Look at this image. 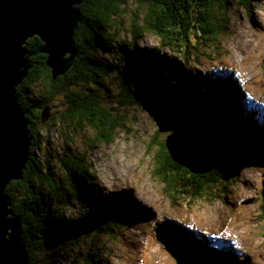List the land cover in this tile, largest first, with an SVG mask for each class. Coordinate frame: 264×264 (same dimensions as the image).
Here are the masks:
<instances>
[{
    "label": "rangeland",
    "instance_id": "374dc122",
    "mask_svg": "<svg viewBox=\"0 0 264 264\" xmlns=\"http://www.w3.org/2000/svg\"><path fill=\"white\" fill-rule=\"evenodd\" d=\"M143 1L128 0L121 6L118 28L122 33L109 50L102 52L104 62L118 64L120 70L109 76L106 88H90L106 101L109 114L123 119V124L110 142L98 141L97 131L86 127L77 130L71 120L63 123L61 115L70 106L60 97L49 106L55 120L42 131L43 141L48 142L40 155L46 156L53 172L63 178L67 177L61 166L63 159H84L97 178L94 189L84 188L79 179L74 181L80 195L74 192L73 183L64 188L60 207L67 217L81 218L103 203H118L123 211L144 212L149 223L140 231L126 229L117 230L112 237L92 236L61 255L46 251L39 256L41 263L86 264L92 255L97 264H192L190 250L195 248L208 257L229 258L237 264H264V151L255 160L244 162L245 169L238 182L229 183L228 193L224 195V187L218 186L215 192L194 201L190 214L177 212L165 200L164 185L154 176V158L161 151L159 143L165 145L168 136L185 123L184 111L161 121V103L156 111L143 105L123 108L117 104L119 79L126 68L120 64L124 55L131 58L133 50L152 52L161 47L159 37L151 33L137 45L131 43L132 23L143 14ZM252 1L255 4L249 0L225 1L222 32L216 40L205 42L209 45L205 47L207 53L219 46L221 57L206 64L191 57L184 64L179 53L162 50L156 74L169 84L178 81L200 90L211 86L217 98L206 99L215 111L227 112L228 127L258 147L264 144V0ZM245 43L251 45L242 49ZM180 64L183 73L178 75L175 68ZM179 154L184 163H192L193 159L186 161L193 158L191 148ZM182 236L192 240L184 241Z\"/></svg>",
    "mask_w": 264,
    "mask_h": 264
},
{
    "label": "trees",
    "instance_id": "16d2710c",
    "mask_svg": "<svg viewBox=\"0 0 264 264\" xmlns=\"http://www.w3.org/2000/svg\"><path fill=\"white\" fill-rule=\"evenodd\" d=\"M127 1L86 0L81 6L82 20L75 35L79 50L75 66L65 76L55 80L47 66L48 57H33L34 68L18 88L20 107L27 112L33 145L23 179L13 182L7 194L12 202L13 216L21 220V238L32 264H42L39 256L46 251L61 255L70 246L92 236L112 237L117 230L126 229L140 231L149 223L144 212L123 211L118 203H103L81 218L67 217L60 207L65 197L64 188L67 185L71 187L73 183L74 192L80 195L74 181L79 179L84 188L94 189L97 178H93L92 167L84 159H63L61 166L67 173V177L63 178L53 172L47 157L40 155L42 147L48 142L43 141L42 113L60 97H64L70 106L69 111L61 115L63 123L71 120L77 130L86 127L97 131L98 141L110 142L115 130L123 124V119L109 114L106 101L90 88H106L109 76L120 70L118 64L105 63L102 52L109 50V45L114 44L111 42H116L122 33L118 20L122 14L121 6ZM225 1H143V14L139 21L132 23L131 43L137 45L146 34L151 33L159 37L161 47L152 52L136 48L131 58L124 55L120 63L126 68L120 75L121 92L117 104L123 108L143 105L156 111L155 107L161 103L164 107L159 118L161 121L168 120L174 112L182 109L186 121L177 131L198 132L213 147L217 160L215 170L207 175H193L186 167L173 161L166 144L159 143L161 151L154 158V176L164 185L165 200L171 202V209L186 214H190L194 201L215 192L218 186L224 187V195L228 193L229 183L238 182L245 169L244 162L255 160L264 151V144L254 147L243 135L228 127L225 123L228 113L215 111L208 100L217 98L211 86L200 90L178 81L169 84L156 74L162 50L179 53L184 64L191 57L199 64H206L220 56L219 46L207 53L205 47L209 45L206 46L205 42L216 40L222 32L220 24L226 13ZM42 45L39 38L28 42V48ZM181 66L175 68L178 75L183 73ZM51 120H55L53 114ZM261 213L264 220V195ZM182 238L186 240V236ZM191 253L192 264H236L229 258L208 257L203 251L192 249ZM89 256L86 264H97L96 258Z\"/></svg>",
    "mask_w": 264,
    "mask_h": 264
},
{
    "label": "water",
    "instance_id": "95a60500",
    "mask_svg": "<svg viewBox=\"0 0 264 264\" xmlns=\"http://www.w3.org/2000/svg\"><path fill=\"white\" fill-rule=\"evenodd\" d=\"M85 1L0 0V264H32L21 238V220L13 216L7 194L13 182L23 179L33 145L18 88L34 68L33 57H48L47 66L55 80L75 66L79 56L75 35ZM34 38L43 45L28 48ZM51 118V109H45L43 124ZM166 147L173 161L193 175H207L217 166L211 143L198 132L176 131L168 136ZM186 148L193 152L190 164L179 154Z\"/></svg>",
    "mask_w": 264,
    "mask_h": 264
},
{
    "label": "bare ground",
    "instance_id": "6f19581e",
    "mask_svg": "<svg viewBox=\"0 0 264 264\" xmlns=\"http://www.w3.org/2000/svg\"><path fill=\"white\" fill-rule=\"evenodd\" d=\"M251 45V43H245L243 45H241V48L244 49V48H247V46ZM251 47V46H250ZM240 49V48H239ZM246 107V106H245ZM185 154V153H184ZM190 156V155H189ZM192 159V156L189 157V159H186V161L188 160H191ZM189 164V163H188ZM121 177V176H120ZM164 221V220H163ZM162 222V221H161ZM170 235V234H169ZM176 239V238H175ZM205 243V242H204ZM180 245V244H179ZM187 245V244H186Z\"/></svg>",
    "mask_w": 264,
    "mask_h": 264
},
{
    "label": "flooded vegetation",
    "instance_id": "af4514ba",
    "mask_svg": "<svg viewBox=\"0 0 264 264\" xmlns=\"http://www.w3.org/2000/svg\"><path fill=\"white\" fill-rule=\"evenodd\" d=\"M47 125H45V124H42V128H45Z\"/></svg>",
    "mask_w": 264,
    "mask_h": 264
}]
</instances>
